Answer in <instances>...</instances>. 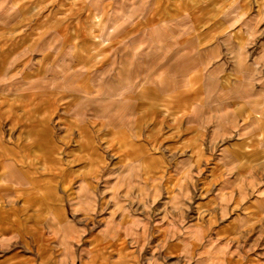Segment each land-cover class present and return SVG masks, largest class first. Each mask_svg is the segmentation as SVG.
<instances>
[{
  "label": "rangeland",
  "instance_id": "rangeland-1",
  "mask_svg": "<svg viewBox=\"0 0 264 264\" xmlns=\"http://www.w3.org/2000/svg\"><path fill=\"white\" fill-rule=\"evenodd\" d=\"M246 92L264 0H0V264H264Z\"/></svg>",
  "mask_w": 264,
  "mask_h": 264
},
{
  "label": "crops",
  "instance_id": "crops-1",
  "mask_svg": "<svg viewBox=\"0 0 264 264\" xmlns=\"http://www.w3.org/2000/svg\"><path fill=\"white\" fill-rule=\"evenodd\" d=\"M243 103L244 125L248 127L250 124H255L262 132L261 139L264 140V109L258 110V105L250 99L249 93H245Z\"/></svg>",
  "mask_w": 264,
  "mask_h": 264
}]
</instances>
